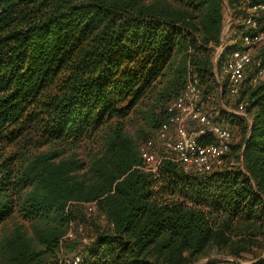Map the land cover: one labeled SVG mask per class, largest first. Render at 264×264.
Here are the masks:
<instances>
[{
  "label": "trees",
  "instance_id": "16d2710c",
  "mask_svg": "<svg viewBox=\"0 0 264 264\" xmlns=\"http://www.w3.org/2000/svg\"><path fill=\"white\" fill-rule=\"evenodd\" d=\"M242 1L0 0V264H55L70 222L82 232L63 251L89 241L86 264H198L262 249L264 77L250 73L232 98L212 56L225 4L238 18ZM191 76L211 121L220 124L208 108L230 98L247 103L250 124L224 112L236 139L208 174L167 159L145 172L139 147ZM90 203L104 225L84 238L91 221L78 208Z\"/></svg>",
  "mask_w": 264,
  "mask_h": 264
},
{
  "label": "built area",
  "instance_id": "2783aa9c",
  "mask_svg": "<svg viewBox=\"0 0 264 264\" xmlns=\"http://www.w3.org/2000/svg\"><path fill=\"white\" fill-rule=\"evenodd\" d=\"M241 10L243 14L237 19L241 46L236 48L234 44L232 46L224 41L229 26L223 27L214 58V65L221 66L227 79V93L232 98L239 95L243 80L250 73L253 83L257 78L264 77V54L253 58L251 51L255 46H264V5H251L249 0H243ZM246 106V102L240 101L235 106V111H229V114L245 118L250 124L245 113ZM167 112L168 120L158 129L160 148L151 139L144 141L139 147L143 171L154 174L162 160L167 159L185 174L205 175L223 163L230 150L232 133L207 117L194 76L187 79L183 92L168 105ZM205 136L210 137L211 144L199 143L198 138ZM83 206L95 209L93 203ZM80 232L81 225L69 223L66 234L59 241L60 250L55 264H86L81 254H65L63 251L65 241L73 239ZM260 242L264 248V237ZM93 261L95 260L89 259L88 263Z\"/></svg>",
  "mask_w": 264,
  "mask_h": 264
},
{
  "label": "rangeland",
  "instance_id": "374dc122",
  "mask_svg": "<svg viewBox=\"0 0 264 264\" xmlns=\"http://www.w3.org/2000/svg\"><path fill=\"white\" fill-rule=\"evenodd\" d=\"M237 19L238 18H233L232 12L228 9L227 5L225 4L224 27H226V26H229V27L227 28V31H226V34L224 37V41L226 43H229V45L233 46V44H234L236 47L237 46L239 47V46H241V44L239 41V32L237 31L238 30ZM218 47L214 48L213 55H212L213 56V68H214L215 75H217V66H215L216 64L214 65V58H215L216 49ZM251 51H252V57L253 58L261 57L264 54V46H255ZM222 77L224 79V76H222ZM245 78H247V76ZM228 100L232 106H227L223 102L220 101V102H218V104L213 105L212 108L211 107L208 108V111L210 113L211 118H214L220 124L223 122L224 123L225 122L230 123V122H228L227 118L222 117V116L226 115L224 113L225 109L228 111H231V112L235 111V106H233L234 104H236L235 100L230 99V98ZM203 101L205 102L204 105H206L208 107L209 104H207V100L205 101V99H203L202 102ZM231 116H234V115H231ZM229 125H232V124L230 123ZM131 134L132 135L135 134V129H131ZM148 139H151L155 143V145L160 148L161 142L159 141L158 131H155L154 133L149 135ZM234 139H236V138H234ZM72 209H74V208H72ZM93 210H94V212H96V208L93 209L90 206H80L78 208V212H82L83 214H86L87 219L89 221H91L88 223L87 230L83 234L84 238H85V236H86V238H87V236H88V238L92 237L93 229H94L93 228L94 226L92 224L94 222H97L101 225H104V223L102 221H100L96 215L93 216L95 214L93 212ZM80 223H82V222H80ZM88 248H90V243H89V241H86V243L82 242L81 245L78 243L76 245H73L72 251L81 254V256H83L85 258H88L87 256L92 253L91 251L88 252ZM262 258H264V248L261 249V248H259V246L254 245V246H251L249 248V251L247 253L242 254L238 258L231 257V256H224L220 253L214 252L208 258L199 261L198 264H206L210 261H217L218 263H225V262H229V261L233 262L235 260L239 261V263H241V264H252L256 261H259Z\"/></svg>",
  "mask_w": 264,
  "mask_h": 264
},
{
  "label": "crops",
  "instance_id": "0c3cea01",
  "mask_svg": "<svg viewBox=\"0 0 264 264\" xmlns=\"http://www.w3.org/2000/svg\"><path fill=\"white\" fill-rule=\"evenodd\" d=\"M225 80L227 82V79L225 77ZM225 113H228L229 114V111L228 110H224ZM230 115H233V114H230ZM237 116V115H234V117ZM238 117V116H237ZM230 123H227V122H223L221 123V125L225 126L226 128H228L231 132H232V135H233V138H235V135H236V128L234 126H231L229 125Z\"/></svg>",
  "mask_w": 264,
  "mask_h": 264
},
{
  "label": "water",
  "instance_id": "95a60500",
  "mask_svg": "<svg viewBox=\"0 0 264 264\" xmlns=\"http://www.w3.org/2000/svg\"><path fill=\"white\" fill-rule=\"evenodd\" d=\"M263 259V258H262ZM262 259H260V260H262ZM259 260V261H260ZM235 264H241V263H239V261H237V260H235V261H233ZM256 262H258V261H256ZM256 262H254V263H256ZM253 264V263H252Z\"/></svg>",
  "mask_w": 264,
  "mask_h": 264
}]
</instances>
